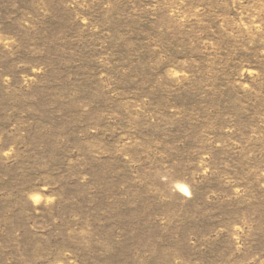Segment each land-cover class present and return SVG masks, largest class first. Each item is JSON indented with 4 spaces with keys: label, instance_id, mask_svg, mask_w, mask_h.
Returning a JSON list of instances; mask_svg holds the SVG:
<instances>
[{
    "label": "rangeland",
    "instance_id": "obj_1",
    "mask_svg": "<svg viewBox=\"0 0 264 264\" xmlns=\"http://www.w3.org/2000/svg\"><path fill=\"white\" fill-rule=\"evenodd\" d=\"M0 264H264V0H0Z\"/></svg>",
    "mask_w": 264,
    "mask_h": 264
}]
</instances>
